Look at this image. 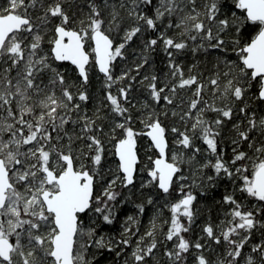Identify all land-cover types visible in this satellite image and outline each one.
I'll return each mask as SVG.
<instances>
[{"label":"snow or ice","instance_id":"1","mask_svg":"<svg viewBox=\"0 0 264 264\" xmlns=\"http://www.w3.org/2000/svg\"><path fill=\"white\" fill-rule=\"evenodd\" d=\"M0 264H264V0H0Z\"/></svg>","mask_w":264,"mask_h":264},{"label":"trees","instance_id":"2","mask_svg":"<svg viewBox=\"0 0 264 264\" xmlns=\"http://www.w3.org/2000/svg\"><path fill=\"white\" fill-rule=\"evenodd\" d=\"M146 142H147V140L144 139L143 141H141V144L142 145H146ZM145 149H146L145 147H141V149H140L141 155L143 154ZM112 163H114V161H112L111 157H109V165H111ZM106 167H107V165H106ZM127 214H136L135 202L124 206L118 212L119 220L117 222H115L114 227L111 229L112 232H115L116 230L120 229L121 221L123 220L124 216L127 215ZM149 215H151V210L149 212ZM141 219H142V222L144 223V225L147 226L148 217H141ZM103 231L105 233H107L109 231V229H104Z\"/></svg>","mask_w":264,"mask_h":264},{"label":"rangeland","instance_id":"3","mask_svg":"<svg viewBox=\"0 0 264 264\" xmlns=\"http://www.w3.org/2000/svg\"><path fill=\"white\" fill-rule=\"evenodd\" d=\"M145 139H146V138H145ZM146 140H147V139H146ZM145 150H146V149H145ZM145 150H144V151H145Z\"/></svg>","mask_w":264,"mask_h":264},{"label":"water","instance_id":"4","mask_svg":"<svg viewBox=\"0 0 264 264\" xmlns=\"http://www.w3.org/2000/svg\"><path fill=\"white\" fill-rule=\"evenodd\" d=\"M146 138V137H145ZM147 139V138H146Z\"/></svg>","mask_w":264,"mask_h":264}]
</instances>
